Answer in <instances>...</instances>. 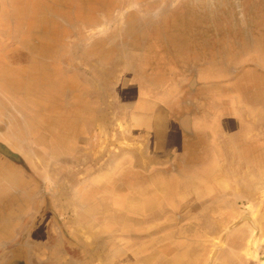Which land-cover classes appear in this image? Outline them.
<instances>
[{
  "label": "rangeland",
  "instance_id": "1",
  "mask_svg": "<svg viewBox=\"0 0 264 264\" xmlns=\"http://www.w3.org/2000/svg\"><path fill=\"white\" fill-rule=\"evenodd\" d=\"M199 112L228 150L146 155ZM0 145L4 256L45 206L64 264H264V0H0Z\"/></svg>",
  "mask_w": 264,
  "mask_h": 264
},
{
  "label": "flooded vegetation",
  "instance_id": "2",
  "mask_svg": "<svg viewBox=\"0 0 264 264\" xmlns=\"http://www.w3.org/2000/svg\"><path fill=\"white\" fill-rule=\"evenodd\" d=\"M1 194L4 193L0 192ZM29 205L31 206L30 197L23 200L21 197L14 195L12 198L4 200L3 206L0 207V232L9 230L16 232L20 226L24 225V220L29 217V214H27ZM30 210L33 213V216L30 215V223L25 227V232L20 241L19 239L12 240L14 244L13 251L10 256H5L4 260H8L9 258L16 259L17 264H64L62 253H65L68 258L76 261L73 249L68 250V247L74 244L66 238L65 233H62L61 230L58 240L63 243L64 249L59 247V251H55V253L53 251L57 237L54 231L55 228H53L52 223L47 222L46 219L41 217V215L45 214L52 215L51 210L45 206L40 207L36 213H34V209L31 207ZM29 246L30 251L28 249ZM25 249L27 254H25L26 258L23 259L20 253H23ZM51 251H53V255Z\"/></svg>",
  "mask_w": 264,
  "mask_h": 264
},
{
  "label": "crops",
  "instance_id": "3",
  "mask_svg": "<svg viewBox=\"0 0 264 264\" xmlns=\"http://www.w3.org/2000/svg\"><path fill=\"white\" fill-rule=\"evenodd\" d=\"M153 119V115H151L150 118L146 119V124L150 125V122ZM155 119V117H154ZM208 119V114L205 112H199L198 114H184L181 118L178 117V126L176 129H165V123L164 119L158 118L156 122L158 123L155 127L145 129L144 135H148L150 137H154L153 141L150 142V144L147 147H144L143 151L153 156H159V155H168L171 151H175L176 148H178L179 143L185 142L187 144V150L189 149L192 152V137L196 136L197 130H203L204 140L206 143L211 144V151L213 150H219V151H226L228 150L229 144H225L223 142V133L220 134H212L207 133L214 126H217L218 128V121L215 119L213 121H206ZM228 124L231 122L227 119H224ZM199 121V123H198ZM205 121L207 123H205ZM145 123V122H144ZM145 126V125H144ZM210 127V129L208 128ZM209 129V130H208ZM224 134L227 138L230 136L227 132ZM222 138V142H218V137ZM219 145V146H216ZM196 147V146H195ZM228 148V149H227ZM177 150V149H176ZM30 247V246H29ZM5 258L4 255L0 254V264H17L16 259L9 258L8 260H3Z\"/></svg>",
  "mask_w": 264,
  "mask_h": 264
},
{
  "label": "water",
  "instance_id": "4",
  "mask_svg": "<svg viewBox=\"0 0 264 264\" xmlns=\"http://www.w3.org/2000/svg\"><path fill=\"white\" fill-rule=\"evenodd\" d=\"M0 150L5 153L4 148L0 145Z\"/></svg>",
  "mask_w": 264,
  "mask_h": 264
}]
</instances>
